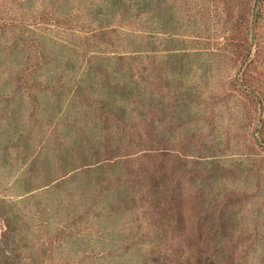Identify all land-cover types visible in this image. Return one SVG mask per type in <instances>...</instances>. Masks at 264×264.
<instances>
[{
    "label": "rangeland",
    "instance_id": "374dc122",
    "mask_svg": "<svg viewBox=\"0 0 264 264\" xmlns=\"http://www.w3.org/2000/svg\"><path fill=\"white\" fill-rule=\"evenodd\" d=\"M0 264H264V0H0Z\"/></svg>",
    "mask_w": 264,
    "mask_h": 264
}]
</instances>
